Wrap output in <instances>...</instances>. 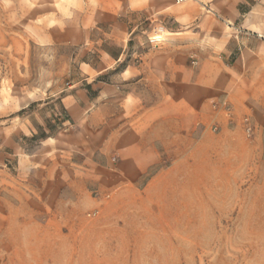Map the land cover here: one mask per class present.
<instances>
[{
  "label": "rangeland",
  "instance_id": "obj_1",
  "mask_svg": "<svg viewBox=\"0 0 264 264\" xmlns=\"http://www.w3.org/2000/svg\"><path fill=\"white\" fill-rule=\"evenodd\" d=\"M170 1L0 0V264H264V48L233 65L179 48L172 14L195 0ZM200 85L219 98L184 160L124 177V93L162 122Z\"/></svg>",
  "mask_w": 264,
  "mask_h": 264
},
{
  "label": "crops",
  "instance_id": "obj_2",
  "mask_svg": "<svg viewBox=\"0 0 264 264\" xmlns=\"http://www.w3.org/2000/svg\"><path fill=\"white\" fill-rule=\"evenodd\" d=\"M255 1V7L244 10L242 7L246 0H195L176 8L172 14L175 24L167 32L174 35L177 47L197 49L200 56L207 55L216 64L233 65V62L237 63L245 56L253 57L259 49L264 48V0ZM172 7H175L172 1L166 0L165 10ZM201 50L208 51L202 53ZM149 65L150 81L156 82L158 62L150 58ZM129 71L123 72L124 78ZM132 75L137 83L145 80L139 68L133 70ZM169 84L174 91L180 89L181 93L190 87L188 83L175 86L176 83L171 81ZM197 89L200 91L199 100L190 105L181 99L179 106L182 108H175V105L172 108L181 114L161 117L162 122L157 121L159 114L167 110L160 109L157 103L145 105L136 94L124 93L123 117L134 120L133 123H125L120 133L125 145L124 154H131L122 160L131 161L134 165L133 171L125 170L124 177L142 176L149 165L161 160H184L190 139L198 134L203 136L205 132L202 120L197 122L193 120L194 117L201 118L207 98H219L215 88L207 90L200 85ZM227 97L233 105V91ZM163 176L164 171L156 174L157 178Z\"/></svg>",
  "mask_w": 264,
  "mask_h": 264
},
{
  "label": "built area",
  "instance_id": "obj_3",
  "mask_svg": "<svg viewBox=\"0 0 264 264\" xmlns=\"http://www.w3.org/2000/svg\"><path fill=\"white\" fill-rule=\"evenodd\" d=\"M189 1H191V0H174V2L177 4V5H181V4H185V3H187V2H189ZM193 63V65H197V63L196 62H192ZM223 106L226 108V110L228 111V112H230V107H229V105H228V103H227V101H224L223 103ZM244 122H245V125H246V133H247V135H252L253 133H254V128H253V126H252V124H251V121L248 119V118H246L245 120H244Z\"/></svg>",
  "mask_w": 264,
  "mask_h": 264
},
{
  "label": "trees",
  "instance_id": "obj_4",
  "mask_svg": "<svg viewBox=\"0 0 264 264\" xmlns=\"http://www.w3.org/2000/svg\"><path fill=\"white\" fill-rule=\"evenodd\" d=\"M44 138H48V136H45Z\"/></svg>",
  "mask_w": 264,
  "mask_h": 264
}]
</instances>
